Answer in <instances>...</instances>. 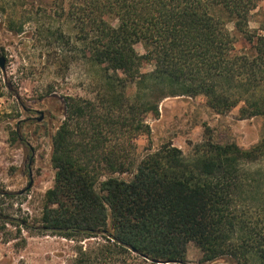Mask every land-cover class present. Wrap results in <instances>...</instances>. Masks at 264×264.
I'll return each instance as SVG.
<instances>
[{"label":"trees","instance_id":"16d2710c","mask_svg":"<svg viewBox=\"0 0 264 264\" xmlns=\"http://www.w3.org/2000/svg\"><path fill=\"white\" fill-rule=\"evenodd\" d=\"M262 1L57 0L74 57L100 69L92 98L63 101L50 137L54 182L37 221L71 241L100 238L76 246L71 264H185L189 243L204 262L264 264V133L247 149L207 139L188 159L170 143L138 162L130 150L167 97L201 96L216 115L241 104L239 119L264 117V35L248 25ZM226 23L251 55L235 53ZM57 34L65 37L62 26ZM142 63L152 70L141 73Z\"/></svg>","mask_w":264,"mask_h":264},{"label":"rangeland","instance_id":"374dc122","mask_svg":"<svg viewBox=\"0 0 264 264\" xmlns=\"http://www.w3.org/2000/svg\"><path fill=\"white\" fill-rule=\"evenodd\" d=\"M62 21L57 0H0V57L4 58V69H0V264H71L76 246L100 242V238L71 241L37 227L43 195L54 182L50 137L62 121L63 101L92 98L100 71L74 57L73 33ZM248 25L252 32L264 35V0L250 14ZM61 26L66 33L63 39L54 35ZM226 27L235 53L251 55L233 25L226 23ZM146 48L144 42L134 46L139 55ZM152 68L142 63L140 72ZM135 91L134 85L129 86L127 96L133 99ZM240 107L216 115L201 96L167 97L158 105V117L144 116L150 134L132 139V158L138 162L170 143L188 159L193 148L207 139L247 149L264 133V117L239 119ZM185 264L232 263L226 259L204 262L200 250L189 243Z\"/></svg>","mask_w":264,"mask_h":264},{"label":"water","instance_id":"95a60500","mask_svg":"<svg viewBox=\"0 0 264 264\" xmlns=\"http://www.w3.org/2000/svg\"><path fill=\"white\" fill-rule=\"evenodd\" d=\"M0 69L3 70L4 69V60L2 57H0ZM31 186V182L29 183L28 187Z\"/></svg>","mask_w":264,"mask_h":264},{"label":"flooded vegetation","instance_id":"af4514ba","mask_svg":"<svg viewBox=\"0 0 264 264\" xmlns=\"http://www.w3.org/2000/svg\"><path fill=\"white\" fill-rule=\"evenodd\" d=\"M3 60H4V58H3Z\"/></svg>","mask_w":264,"mask_h":264}]
</instances>
